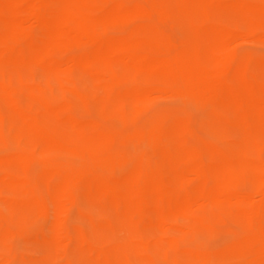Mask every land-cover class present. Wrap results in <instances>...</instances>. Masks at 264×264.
<instances>
[{
  "label": "bare ground",
  "instance_id": "1",
  "mask_svg": "<svg viewBox=\"0 0 264 264\" xmlns=\"http://www.w3.org/2000/svg\"><path fill=\"white\" fill-rule=\"evenodd\" d=\"M247 41L264 0H0V264H264Z\"/></svg>",
  "mask_w": 264,
  "mask_h": 264
},
{
  "label": "rangeland",
  "instance_id": "2",
  "mask_svg": "<svg viewBox=\"0 0 264 264\" xmlns=\"http://www.w3.org/2000/svg\"><path fill=\"white\" fill-rule=\"evenodd\" d=\"M165 29L170 31V27L166 24L165 25ZM243 44H245V48H247L248 50H250L251 52L253 53H256V54H264V47L258 45V44H254V43H251L249 41L247 42H244ZM166 101H161L160 102V105L163 106V105H166ZM223 240V238L221 237H212L209 242H208V245L210 248H213L215 247L217 244L221 243Z\"/></svg>",
  "mask_w": 264,
  "mask_h": 264
}]
</instances>
